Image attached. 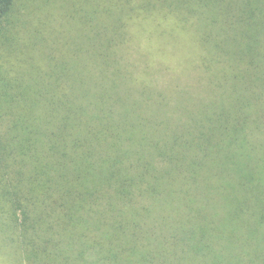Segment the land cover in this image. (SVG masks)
I'll list each match as a JSON object with an SVG mask.
<instances>
[{
  "label": "trees",
  "instance_id": "16d2710c",
  "mask_svg": "<svg viewBox=\"0 0 264 264\" xmlns=\"http://www.w3.org/2000/svg\"><path fill=\"white\" fill-rule=\"evenodd\" d=\"M13 5L0 0V47L13 40ZM77 13L82 48L45 56L48 68L28 67L26 81L0 78V113L13 110L9 144L26 157L45 235L28 264H264V0H89ZM139 16L189 28L204 70L216 67L215 100L167 131L155 128L164 94L119 64ZM145 222L161 236L139 234Z\"/></svg>",
  "mask_w": 264,
  "mask_h": 264
},
{
  "label": "rangeland",
  "instance_id": "374dc122",
  "mask_svg": "<svg viewBox=\"0 0 264 264\" xmlns=\"http://www.w3.org/2000/svg\"><path fill=\"white\" fill-rule=\"evenodd\" d=\"M86 1L89 0H14L12 15L9 17L10 26L4 36L5 42L7 39L13 40L11 46L4 44L0 47V78L5 74L8 78L13 76L26 81L28 78L24 76L23 70L28 67L36 64L43 70L48 68L45 56H68L71 48H82L84 37L79 36L78 32L84 33L85 28L79 17L82 13L78 14L77 9L84 7ZM139 17L132 19L125 30L126 47L122 48L123 57L119 64L123 68L125 64L139 78L149 77L155 96L164 94L169 108L157 110L160 115H157L155 128L167 131L169 126L173 127L171 120L175 123L185 122L186 112H195L200 104L215 100L217 91L212 90L208 73L216 67L211 65L204 70L203 64L196 57L202 48L189 41L188 37L192 34L189 28L184 32L171 17L170 21L160 18V22L154 16ZM197 43L200 44L199 41ZM205 65L209 66L210 63ZM146 66L149 70L144 69ZM52 77L50 75L48 80L51 81ZM176 104L180 107L174 111L172 107ZM3 107L7 112L0 113V264H28L29 246L38 244L40 237L45 235L39 228L40 222H33L36 207L28 201L25 176L29 172V165L25 162L26 157L20 158L18 151L13 152L9 144L11 133L7 127L13 110H7L4 103ZM258 118L260 122L261 118ZM246 131L253 132L255 140L260 138L259 132L253 128ZM151 223L158 227L157 222H145L139 234L161 236V232L149 228ZM196 223L200 222H158L167 228ZM52 230L57 237L59 227L52 226ZM68 230L70 235H74ZM99 234L94 232L91 237ZM86 235L89 237V232Z\"/></svg>",
  "mask_w": 264,
  "mask_h": 264
}]
</instances>
